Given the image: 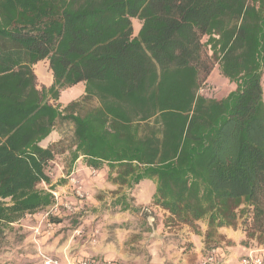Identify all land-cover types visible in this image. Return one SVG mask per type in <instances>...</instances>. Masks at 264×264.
Returning a JSON list of instances; mask_svg holds the SVG:
<instances>
[{
  "label": "trees",
  "instance_id": "obj_1",
  "mask_svg": "<svg viewBox=\"0 0 264 264\" xmlns=\"http://www.w3.org/2000/svg\"><path fill=\"white\" fill-rule=\"evenodd\" d=\"M41 61L48 87L33 70ZM215 66L232 85L218 99ZM263 81L264 0H0V240L53 203L56 151L41 142L68 122L71 162L115 170L130 189L152 181L151 203L173 222L220 228L246 215L263 244L246 249H264ZM79 83L97 104L61 107Z\"/></svg>",
  "mask_w": 264,
  "mask_h": 264
},
{
  "label": "rangeland",
  "instance_id": "obj_2",
  "mask_svg": "<svg viewBox=\"0 0 264 264\" xmlns=\"http://www.w3.org/2000/svg\"><path fill=\"white\" fill-rule=\"evenodd\" d=\"M33 70L38 87H48L52 79L48 63L38 62ZM208 81L211 87L208 95L217 99L230 90L227 79L218 71L213 70ZM261 86L264 91V81ZM78 90L76 86L62 90L58 102L63 105L70 100L78 101L80 112L97 104L96 99L83 100V91L78 95ZM56 130L61 139L53 145L61 156L72 145V125L61 123ZM77 168L73 164L56 178L51 169V183L55 179L52 190L58 193V205L53 208V202L4 231L0 264H42L43 256L62 264L91 259L110 264H197L201 252L212 245L231 248L232 255H240L248 246L263 245L256 237L247 235L248 229L243 226L246 215L238 214L234 226L220 228H208L206 219L196 221L193 227L173 222L166 211L151 203L152 181L145 180L130 189L113 181L116 171H109L106 166L100 170L87 167L89 170L82 172ZM69 178L77 182L72 184ZM38 187L45 189L49 185L41 182ZM76 187L83 194L81 198L74 193ZM124 196L137 210H120L121 204L115 201ZM50 217L62 222L55 224Z\"/></svg>",
  "mask_w": 264,
  "mask_h": 264
},
{
  "label": "built area",
  "instance_id": "obj_3",
  "mask_svg": "<svg viewBox=\"0 0 264 264\" xmlns=\"http://www.w3.org/2000/svg\"><path fill=\"white\" fill-rule=\"evenodd\" d=\"M69 181L72 184H75L77 181L74 178H69ZM53 196V208H56L58 201V193L55 190L49 191ZM74 193L78 197H82L79 187L74 188ZM65 207L70 208L65 204ZM247 253L239 256L236 261L230 262L223 257L222 254H218V250L216 247L209 248L205 250V252L201 255L197 264H264V249L258 250H250L247 249ZM42 264H62L59 260L55 258H49L43 256ZM78 264H98L93 260H81ZM103 264H110L109 262H105Z\"/></svg>",
  "mask_w": 264,
  "mask_h": 264
},
{
  "label": "crops",
  "instance_id": "obj_4",
  "mask_svg": "<svg viewBox=\"0 0 264 264\" xmlns=\"http://www.w3.org/2000/svg\"><path fill=\"white\" fill-rule=\"evenodd\" d=\"M132 25H133V31H134V34H136L137 31L139 30L140 23H139L136 19H133V20H132ZM213 70H214V71H218L217 66H215V67L213 68ZM213 70H212V71H213ZM212 71H211V72H212ZM218 73H219V72H218ZM210 74H211V73H210ZM51 78H52V77H51ZM208 79H209V76H208V78H207V81H208ZM51 82H52V79H51ZM208 82H210V81H208ZM50 84H51V83H50ZM229 85H230V84H229ZM75 86L79 88V90H78V95H79V91H80L81 89H82V91H83V89H84V85H83V83H79V84H77V85H75ZM75 86H73V87H75ZM69 88H71V87H69ZM69 88H67V89H69ZM231 88H232V85H230V89H231ZM65 90H66V89H65ZM83 95H84V93H83ZM263 98H264V91H263ZM59 100H60V98H59ZM70 101H72V100H70ZM70 101H68V102H70ZM61 102H62V101H61ZM68 102H64V103H62L63 105H61V107H64ZM59 124H61V123H59ZM59 124H57V125H59ZM57 125H56L55 128L51 131V133L48 135V137L45 138V139L41 142L42 146L52 145L53 143H55V142H57L58 140L61 139V135H60L59 131L56 130ZM71 147H72V146H70L69 149H67V150L65 151V153L61 154V156H58V155L55 153V158H54V160L52 161V171L54 172V174H56V176H55L54 178H56V177L58 176V173L61 172L62 170H66V171H68V169L71 168V167L73 166V164H74L76 167H78L77 169H79V172H82V171H84V170H89V169L87 168V166L85 165V163H83V160H81L82 157H81V158H77L74 162H71V160H70V158H69V152H70ZM66 154H68V156H67ZM71 163H73V164H71ZM54 182H55V179L52 181V183L54 184ZM52 183H51V184H52ZM53 184H52V185H53ZM230 250H231V248H230ZM230 250L227 249V247H226V249H222V255H223V257H224L225 259H227L228 261H230V262H234V261H236V259H237L239 256L243 255L244 253H247V251H248V250L245 248V251H243V253H241L240 255H232L231 253H229ZM233 251H237V249H235V250H233ZM201 254H202V252H201ZM200 257H201V256H200Z\"/></svg>",
  "mask_w": 264,
  "mask_h": 264
}]
</instances>
